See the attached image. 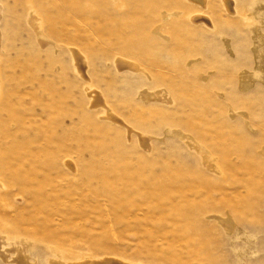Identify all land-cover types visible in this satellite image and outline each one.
Masks as SVG:
<instances>
[{
	"label": "rangeland",
	"instance_id": "374dc122",
	"mask_svg": "<svg viewBox=\"0 0 264 264\" xmlns=\"http://www.w3.org/2000/svg\"><path fill=\"white\" fill-rule=\"evenodd\" d=\"M0 248L264 264V0H0Z\"/></svg>",
	"mask_w": 264,
	"mask_h": 264
},
{
	"label": "bare ground",
	"instance_id": "6f19581e",
	"mask_svg": "<svg viewBox=\"0 0 264 264\" xmlns=\"http://www.w3.org/2000/svg\"><path fill=\"white\" fill-rule=\"evenodd\" d=\"M200 1V0H199ZM202 1V0H201ZM200 3H202V2H200ZM10 110H14L13 108H11ZM11 112V111H10ZM15 123V122H14ZM1 249V248H0ZM2 251V250H1Z\"/></svg>",
	"mask_w": 264,
	"mask_h": 264
}]
</instances>
